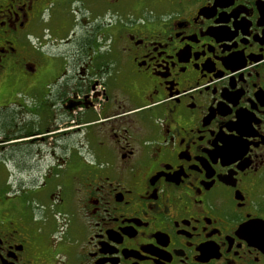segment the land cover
Returning <instances> with one entry per match:
<instances>
[{
	"label": "flooded vegetation",
	"instance_id": "1",
	"mask_svg": "<svg viewBox=\"0 0 264 264\" xmlns=\"http://www.w3.org/2000/svg\"><path fill=\"white\" fill-rule=\"evenodd\" d=\"M0 264H264V0H0Z\"/></svg>",
	"mask_w": 264,
	"mask_h": 264
},
{
	"label": "rangeland",
	"instance_id": "2",
	"mask_svg": "<svg viewBox=\"0 0 264 264\" xmlns=\"http://www.w3.org/2000/svg\"><path fill=\"white\" fill-rule=\"evenodd\" d=\"M1 165H2V164H1ZM8 168H9V169H12L11 166H10V164H8ZM9 174H10V176H11V180H12V182L15 181V180H16V174H15V172H13V171H9ZM30 203H31V202H30ZM29 206H30V204H29Z\"/></svg>",
	"mask_w": 264,
	"mask_h": 264
}]
</instances>
